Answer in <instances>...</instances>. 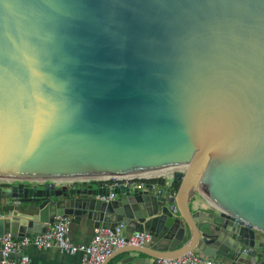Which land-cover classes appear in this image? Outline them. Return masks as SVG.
<instances>
[{
    "label": "water",
    "instance_id": "95a60500",
    "mask_svg": "<svg viewBox=\"0 0 264 264\" xmlns=\"http://www.w3.org/2000/svg\"><path fill=\"white\" fill-rule=\"evenodd\" d=\"M64 214L151 235L103 264H264V0H0V237Z\"/></svg>",
    "mask_w": 264,
    "mask_h": 264
},
{
    "label": "built area",
    "instance_id": "2783aa9c",
    "mask_svg": "<svg viewBox=\"0 0 264 264\" xmlns=\"http://www.w3.org/2000/svg\"><path fill=\"white\" fill-rule=\"evenodd\" d=\"M55 185L68 184V182L52 181ZM84 183H103L104 188H110L109 195L98 196L103 202L117 199L114 189L133 187L140 190L148 189L158 195L163 194L166 198L174 197L176 190L173 188V180L167 181L166 175L150 177L115 178L109 180L83 181ZM81 183L76 181V184ZM161 183L163 185H161ZM31 184L44 185L45 181L32 182ZM72 217L68 214L58 215L55 221L50 223L45 232L34 236L16 238L10 233L0 237V264H29L30 257L25 249L35 246L41 249L56 248L67 255H80L79 264H103L104 261L117 249L128 245H142L151 239V235L145 231L132 233L129 237L124 235V226L118 224L113 227L95 226L92 230V238L87 245H73L69 238V227ZM154 264H214V261L201 258L197 252L188 251L175 258H157Z\"/></svg>",
    "mask_w": 264,
    "mask_h": 264
},
{
    "label": "crops",
    "instance_id": "0c3cea01",
    "mask_svg": "<svg viewBox=\"0 0 264 264\" xmlns=\"http://www.w3.org/2000/svg\"><path fill=\"white\" fill-rule=\"evenodd\" d=\"M105 184L97 183L95 189L104 188ZM194 210H211V204L205 197L197 194L191 204ZM94 222L82 219L78 223H71L68 232V238L73 245H87L92 238ZM26 254L30 257L29 264H79L80 255H67L56 248L41 249L35 246H29L25 249ZM114 259L109 264H113ZM214 264H222L221 262ZM256 264H260L258 261Z\"/></svg>",
    "mask_w": 264,
    "mask_h": 264
},
{
    "label": "bare ground",
    "instance_id": "6f19581e",
    "mask_svg": "<svg viewBox=\"0 0 264 264\" xmlns=\"http://www.w3.org/2000/svg\"><path fill=\"white\" fill-rule=\"evenodd\" d=\"M155 175H164L159 171H155V172H141V173H137V174H131V175H127V176H123V178H129V177H150V176H155ZM78 180H88V178H71V179H57V182H75ZM167 181L170 182L171 178L168 176L167 177Z\"/></svg>",
    "mask_w": 264,
    "mask_h": 264
},
{
    "label": "trees",
    "instance_id": "16d2710c",
    "mask_svg": "<svg viewBox=\"0 0 264 264\" xmlns=\"http://www.w3.org/2000/svg\"><path fill=\"white\" fill-rule=\"evenodd\" d=\"M161 185H163V184L161 183ZM173 188H174V190H176L177 189V185L173 184Z\"/></svg>",
    "mask_w": 264,
    "mask_h": 264
},
{
    "label": "rangeland",
    "instance_id": "374dc122",
    "mask_svg": "<svg viewBox=\"0 0 264 264\" xmlns=\"http://www.w3.org/2000/svg\"><path fill=\"white\" fill-rule=\"evenodd\" d=\"M95 186L97 185V183L94 184Z\"/></svg>",
    "mask_w": 264,
    "mask_h": 264
}]
</instances>
